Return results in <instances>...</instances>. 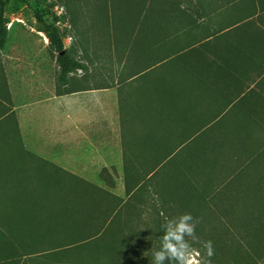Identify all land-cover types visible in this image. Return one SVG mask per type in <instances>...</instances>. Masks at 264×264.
<instances>
[{
	"label": "crops",
	"instance_id": "0c3cea01",
	"mask_svg": "<svg viewBox=\"0 0 264 264\" xmlns=\"http://www.w3.org/2000/svg\"><path fill=\"white\" fill-rule=\"evenodd\" d=\"M161 10L148 17V49L127 51L148 56L143 82H106L99 70L86 89L70 92L65 81L58 95L50 67L9 79L13 106L0 125L12 120L18 143L0 129V250L12 232L56 228L74 176L100 185L101 171L121 175L130 154L178 152L222 120L234 128L224 183H247L241 171L264 161V0H177L171 16ZM123 100L134 112L124 115Z\"/></svg>",
	"mask_w": 264,
	"mask_h": 264
},
{
	"label": "rangeland",
	"instance_id": "374dc122",
	"mask_svg": "<svg viewBox=\"0 0 264 264\" xmlns=\"http://www.w3.org/2000/svg\"><path fill=\"white\" fill-rule=\"evenodd\" d=\"M109 1L106 13L110 19V17L112 18L113 3L111 0ZM174 1L176 3L177 0ZM181 1L191 4L194 0ZM78 5L79 9L74 18L70 10L71 4H68L67 0H0V33L4 36L1 58L7 82L10 78L15 79L18 72H23L26 68L30 69L34 66L41 67L46 71L50 67V73L54 75L57 82L62 81L61 77L66 66L73 68L81 66L82 69H74L71 75L74 78L83 77L85 85L90 83L91 78L97 75L96 71L99 70L106 82L125 79L129 62H125V59L122 60L115 51V28L118 32L120 14L104 26L102 17L97 15L98 0H79ZM149 8L150 5H148ZM160 12V16H162L163 11L160 10ZM130 15H128V19H130ZM148 17H153L152 11L148 10ZM103 27L105 30L102 29ZM137 80L143 82L144 79L139 77ZM136 90L137 99L143 100L144 88L140 86ZM123 91H126V87L122 89ZM10 96L12 97L11 92ZM152 96L161 97V90H156ZM122 103L124 115L134 112L125 100ZM5 106L6 111L10 112L13 103L6 101ZM15 128L16 125L10 119L1 123L0 129L5 132L4 136L7 138L5 143H18ZM233 131L231 122L226 120L217 122L212 131L192 138L180 151L173 153L162 164L157 175L146 180L142 187L130 196H127L125 191L124 170L121 175L115 169L111 170V174L109 170L101 171L100 176L103 182L97 186L105 188L117 196L121 193V198L126 201L122 207V215L117 218L116 231L120 237L127 235L130 238V245L126 246L122 242L124 248L126 247V254L120 257V264H154L153 252L162 247L161 236L164 234L166 223L169 220L178 219L185 213H191L194 220H198L199 216L212 218L209 223H198L196 228H241L239 224L235 225L231 222L240 218L239 214H243L240 210L235 209V206L240 202L232 204L233 201L225 199L224 195H214L213 191L208 190L207 196L210 199L207 200L206 206L199 207L200 214H196L194 211H196L198 202L197 194L193 193L194 199L192 197L189 199L187 195H183V191L180 189V185L187 181L186 179H195L198 189H203V182L209 176L214 175L219 176L222 180L226 179L227 167L230 164V161L227 160L229 146L227 144L231 141ZM139 155L140 153L130 154L129 166L133 168L152 166L151 155ZM132 180L133 185L135 178ZM78 181L80 179L74 176L70 211H72L75 198L73 190ZM33 191H38L37 186H34ZM250 203L251 200L248 205ZM82 207L92 214L99 206L89 202V204L83 203ZM243 212L244 217H247L253 214V209L249 208ZM71 213L69 212L68 219H71ZM63 216L66 219V212ZM186 238L191 245L188 253L191 264H203V262L209 264V258L200 252L198 241ZM263 256L264 251L261 250L259 255H254L247 260L225 256L222 257L221 262L240 264L239 262L254 261L264 264ZM74 260L82 261L84 264H96L97 262L87 251L74 253ZM25 261L26 264H37L38 262V264H55L53 260L48 259L46 262L40 257H31ZM172 264H175L174 261Z\"/></svg>",
	"mask_w": 264,
	"mask_h": 264
},
{
	"label": "trees",
	"instance_id": "16d2710c",
	"mask_svg": "<svg viewBox=\"0 0 264 264\" xmlns=\"http://www.w3.org/2000/svg\"><path fill=\"white\" fill-rule=\"evenodd\" d=\"M67 3L71 4L70 10L75 18L79 9L78 3L76 0H67ZM112 3V18L118 17L120 14L118 18L120 20L119 31L117 32L115 28V51L122 60L125 59V62H130L131 66L125 79L143 78L145 72L151 67L148 66V56L139 53L133 55L132 52L128 56L127 51L148 49V10L153 12V17H157L156 15L160 16L161 14V7L167 5L168 10L165 11L171 16L175 13L176 3L174 0H151L149 9L148 0H114ZM106 11H108L107 0L104 2V7H99L97 11V15L102 17L104 26L112 19L111 17L109 19ZM128 15H130V19L127 18ZM102 29L105 30V27ZM3 45L4 36L0 33V119L8 113L5 106L6 101L12 103L1 58ZM74 69L78 70L82 67H64L62 81L57 82L56 86L58 95L64 94L65 81L70 83L68 89L70 92L86 89L83 77L74 78L71 75ZM191 140V137L185 138V143ZM172 154V152L148 153L153 159L152 166L148 168L145 166L133 168L126 164L124 167L126 195L130 196L141 188L146 180L155 177L162 164ZM141 155L144 154L139 156ZM256 163H258L259 168L251 167L241 171V174L246 175L247 183L226 184L219 176L212 175L204 180L203 189H198V183L193 178L186 179L187 181L180 185L183 195H187V198L192 197L194 199L192 194H197L196 200L198 202L196 211H194L196 214H200V208L206 206L207 200L210 199L207 196L208 190L213 191L214 195H224L225 199L233 201L232 204L240 202L235 206V209L240 210L243 214H239L240 218L231 222L235 225L239 224L241 228H195V234L199 238L197 240L198 247L203 256H206V249L203 247L204 242L212 241L213 243L214 255L211 257L212 262L210 264H227L221 262L222 257L225 256L247 260L254 255H259L261 250L264 251V161ZM256 163H252V165H256ZM212 169L214 168L212 167ZM133 175L135 182L132 185ZM57 191L60 190L57 189ZM61 191H64L63 188ZM211 191L210 193H212ZM233 192L242 193V196L248 198L236 199V195H231ZM73 193L75 198L72 211L68 205L66 211L64 207L58 208L57 212H61L62 219L57 221L56 228H31L32 231L9 234V241L3 242L4 248L0 250L2 257L0 264H26L25 259L31 257H40L46 262L48 259L53 260L55 264H84L82 261L74 260V253H81L82 251L89 252L97 260L96 264H120V257L126 254V247L124 248L123 243L126 246L130 245V238L127 235L120 237L116 231L117 218L122 215V207L126 201L105 188L86 182L76 184ZM250 200L251 203L248 205ZM89 202L99 206L92 214L82 207L83 203L89 204ZM249 208L253 209V214L244 217L243 211ZM65 212L66 219L63 216ZM69 212H72L71 219H68ZM204 217L206 216H199V223H209L212 220L208 216L207 218ZM174 263L176 264L175 261ZM239 263L258 264L254 261Z\"/></svg>",
	"mask_w": 264,
	"mask_h": 264
},
{
	"label": "clouds",
	"instance_id": "9594fccd",
	"mask_svg": "<svg viewBox=\"0 0 264 264\" xmlns=\"http://www.w3.org/2000/svg\"><path fill=\"white\" fill-rule=\"evenodd\" d=\"M198 220H194L191 213H185L178 219L169 220L165 225V231L161 239L162 247L158 251L153 252L154 264H191L188 259L190 243L186 237L192 241L199 238L195 234ZM206 249V256L210 258L214 255V247L212 241H206L203 244Z\"/></svg>",
	"mask_w": 264,
	"mask_h": 264
}]
</instances>
